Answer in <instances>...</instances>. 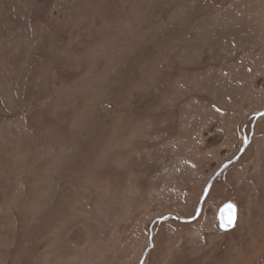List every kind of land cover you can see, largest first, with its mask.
<instances>
[{
	"label": "rangeland",
	"instance_id": "1",
	"mask_svg": "<svg viewBox=\"0 0 264 264\" xmlns=\"http://www.w3.org/2000/svg\"><path fill=\"white\" fill-rule=\"evenodd\" d=\"M261 111L264 0H0V264H262Z\"/></svg>",
	"mask_w": 264,
	"mask_h": 264
},
{
	"label": "water",
	"instance_id": "2",
	"mask_svg": "<svg viewBox=\"0 0 264 264\" xmlns=\"http://www.w3.org/2000/svg\"><path fill=\"white\" fill-rule=\"evenodd\" d=\"M230 203H225L224 205H222L218 211H217V220H218V223H219V227L222 229V230H229L231 228L234 227L235 225V222H236V208L235 206L233 207V209H228L227 208V205H229ZM232 205V204H231ZM223 214V217L224 219L222 220L221 216ZM232 214L234 216V219H233V222L232 224L228 225L226 224V221H227V218L228 216ZM168 218H175V216H170V215H164L163 217H160L158 218L157 220L155 221H158V222H162L164 220H167ZM151 231V229H150ZM149 244L152 245V233L150 234V237H149ZM149 248H147L143 254V258H142V261L144 259V257L146 256V253L148 252ZM142 261H141V264H142Z\"/></svg>",
	"mask_w": 264,
	"mask_h": 264
},
{
	"label": "snow or ice",
	"instance_id": "3",
	"mask_svg": "<svg viewBox=\"0 0 264 264\" xmlns=\"http://www.w3.org/2000/svg\"><path fill=\"white\" fill-rule=\"evenodd\" d=\"M233 207H234V206L231 205V204L227 205V208H228V209H233ZM221 218H222V220L224 219L223 214H222ZM233 219H234V216H233L232 214H230V215L228 216V218H227L226 224H228V225L232 224Z\"/></svg>",
	"mask_w": 264,
	"mask_h": 264
},
{
	"label": "trees",
	"instance_id": "4",
	"mask_svg": "<svg viewBox=\"0 0 264 264\" xmlns=\"http://www.w3.org/2000/svg\"><path fill=\"white\" fill-rule=\"evenodd\" d=\"M261 262H262V264H264V263H263V262H264V258H263V260H262ZM261 262H260V263H261Z\"/></svg>",
	"mask_w": 264,
	"mask_h": 264
},
{
	"label": "bare ground",
	"instance_id": "5",
	"mask_svg": "<svg viewBox=\"0 0 264 264\" xmlns=\"http://www.w3.org/2000/svg\"><path fill=\"white\" fill-rule=\"evenodd\" d=\"M151 229V228H150ZM152 230V229H151Z\"/></svg>",
	"mask_w": 264,
	"mask_h": 264
}]
</instances>
